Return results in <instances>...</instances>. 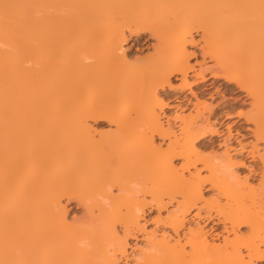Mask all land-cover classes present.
<instances>
[{"label":"bare ground","instance_id":"1","mask_svg":"<svg viewBox=\"0 0 264 264\" xmlns=\"http://www.w3.org/2000/svg\"><path fill=\"white\" fill-rule=\"evenodd\" d=\"M195 31L204 60L239 50L235 73L191 65ZM143 33L154 54L132 62L127 34ZM204 71L250 100V148L227 102L211 121ZM199 85L195 114L165 127L159 90L178 108ZM89 121L115 130L96 139ZM129 240L134 264L264 263V0H0V264H129Z\"/></svg>","mask_w":264,"mask_h":264},{"label":"rangeland","instance_id":"2","mask_svg":"<svg viewBox=\"0 0 264 264\" xmlns=\"http://www.w3.org/2000/svg\"><path fill=\"white\" fill-rule=\"evenodd\" d=\"M128 36V42L127 44L124 46V50L127 52V56H129V58L131 59V61L136 62V59H141V63H143V60L145 62V60L150 57L151 55L154 54V50L152 48L153 45L156 44L155 39L150 38V33H143L142 34V38L143 40L142 43H138L135 41V37L131 36L130 34H127ZM132 38V39H131ZM134 38V39H133ZM193 39L197 42H199V47H189V52L191 53H195V56L193 58H191V65H193L194 67H196V69H199L201 67V69H205L207 66H213V68L215 70H217V72H222V70H226L228 73L230 72L231 74L235 73L233 71V69L236 67H238V65H235L236 61V54L238 56H240V52L239 50H234V47H232L231 44H228V48L226 49V46L223 49L221 48V50L219 51V58L222 60L221 64L219 65H223L225 64V68L222 66H219L217 64V62L215 60H211L210 57H206L205 60L203 58V53L201 52V47L205 44L202 41V34L199 31H195L193 33ZM145 44V45H144ZM147 44V45H146ZM231 46V47H230ZM233 51H230L232 50ZM200 49V50H199ZM225 49V50H224ZM223 50V51H222ZM228 50V51H226ZM207 52V49H206ZM226 52V53H225ZM237 52V53H235ZM225 54V55H224ZM228 54V55H227ZM230 55V56H229ZM227 58V59H226ZM234 58V59H233ZM139 61V62H140ZM220 61V60H219ZM234 62V65H233ZM199 65H196V64ZM239 63V62H238ZM234 67V68H233ZM236 70V69H235ZM205 76L207 78H209V83H213V85H211L208 88V91H206V96L204 98H202L201 92L204 90L202 89L203 85H199L201 88L199 87H192L191 89H186L183 92V96H187V98L179 105V107H175L176 105H178L179 103L176 101V96L179 95V90H172V89H165V90H159V97L161 99L164 100L165 103L168 104L169 108H165L162 111L161 110H157V112L161 115V120L163 122V125L165 127H168V120L170 118L173 117H177V116H190L191 114H195V111L193 110L192 104L195 102L194 96L193 95H197L199 96V98H202L203 101H206V104H210L212 109L217 111V115L215 116H211V121H215L218 119V116L221 114L222 112V104L224 102L228 103V106H230V108L233 110L232 114L234 117L233 120L230 121H226V123H228L231 127V135H232V144L233 146H237L236 141H241L244 145L248 146L250 148V146L255 143V137L252 131H248V127L249 125H247L245 123V120L242 118L240 120V122L237 123V121H239V117L238 115L240 113H247L248 111L251 110V106L249 105L250 100H248L247 96L245 93H241L239 91V89H237L235 87V85L233 84H228L227 82H225L224 80H215L213 78H210L211 75L208 74V71H204ZM229 73V74H230ZM194 82V79L191 80V82ZM172 86L174 88H179L181 81L176 80V78H173L171 80ZM190 101H192L193 103L190 104ZM173 106V107H171ZM204 114L206 115V117L210 116V110H207L204 112ZM88 124L92 127V134L95 136L96 139L99 138L100 134L99 133H107L110 131H114L115 127L108 125V123H95L94 121H89ZM223 128H221L222 130ZM226 129H223V133H226L225 135H227L228 131H225ZM175 131L178 132V128L175 127ZM223 138H214L215 141V148H214V152L217 155H222L225 151V148L222 145V140ZM157 142H160V140H157ZM262 146V144H261ZM232 155V160L234 162H239L241 160V157L238 155ZM239 177L241 178V180L244 179V177L249 176V172L247 169H238L237 170ZM207 175L206 173H203V176ZM188 177V175H187ZM250 184H256V182H252L249 181ZM208 189V187H207ZM215 195V193L207 191L205 193V197L206 198H211V196ZM98 199H101V197ZM138 199H142V197H138ZM234 199V198H233ZM66 203V201L64 202V204ZM222 203L226 204L228 203L227 200L222 199ZM231 204L233 203V201L230 202ZM68 205V204H67ZM235 202L234 204H232L231 206H233L235 208ZM71 206V207H70ZM67 207H70L73 209L68 211V217L69 220L72 219V217L74 216H81V213L83 211L82 207H77L76 202L75 203H71V205H68ZM69 208V209H70ZM149 215V214H148ZM156 212L151 214L150 216H147L144 220H141V224H143L145 221H148L147 223V230L151 231L154 227L151 223L150 217L154 218L156 217ZM164 215H166V213H164ZM118 232H121V228L118 227L117 228ZM119 232V233H120ZM162 233H159L158 236H160ZM215 239V238H214ZM129 245L130 248L128 249V255H129V264H134V260H135V256L139 253V249H142L144 247V243H138L134 240H129ZM216 242H220L216 240ZM137 244V245H136ZM137 248V249H136ZM123 263H125V261H123ZM258 264H264V263H258Z\"/></svg>","mask_w":264,"mask_h":264},{"label":"clouds","instance_id":"3","mask_svg":"<svg viewBox=\"0 0 264 264\" xmlns=\"http://www.w3.org/2000/svg\"><path fill=\"white\" fill-rule=\"evenodd\" d=\"M83 59H84L85 63H92V60L89 57H84ZM134 187H135V185H134ZM105 203H107V201H105Z\"/></svg>","mask_w":264,"mask_h":264}]
</instances>
